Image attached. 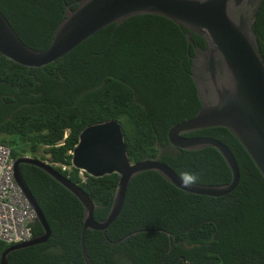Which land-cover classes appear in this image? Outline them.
I'll list each match as a JSON object with an SVG mask.
<instances>
[{"label": "trees", "instance_id": "1", "mask_svg": "<svg viewBox=\"0 0 264 264\" xmlns=\"http://www.w3.org/2000/svg\"><path fill=\"white\" fill-rule=\"evenodd\" d=\"M78 0H0V11L28 47L46 50ZM264 61V2L256 19ZM203 38L163 17L137 15L107 26L54 63L26 68L0 55V144L10 157L42 160L78 185L105 220L118 182L116 174L92 178L71 165V153L87 126L120 122L131 162L157 160L177 175L198 174L197 184L229 183L231 172L214 148L185 151L172 146L168 131L201 107L191 79L193 46ZM188 137L219 140L240 172L234 191L218 198L181 191L153 171L135 176L116 220L86 231L92 264H264V179L247 152L224 128ZM51 235L47 242L13 251L8 264H86L79 200L42 170L20 165ZM136 232L123 242L111 244ZM43 233L36 220L33 237ZM169 234V236H168ZM109 241H108V240ZM170 245L172 249L168 254ZM10 244L0 241V255Z\"/></svg>", "mask_w": 264, "mask_h": 264}, {"label": "water", "instance_id": "2", "mask_svg": "<svg viewBox=\"0 0 264 264\" xmlns=\"http://www.w3.org/2000/svg\"><path fill=\"white\" fill-rule=\"evenodd\" d=\"M264 0H78L76 7L65 5L63 19L57 25L49 47L44 51L25 45L0 11V55L26 68H41L54 63L101 29L119 27L137 15H154L170 20L179 27L204 39L206 48L193 46L191 79L201 107L194 117L182 121L168 131L169 143L181 150L199 151L214 148L231 172L229 183L196 184L182 188L181 180L170 167L157 160L131 162L122 126L115 119L85 127L71 153L73 168L92 178L116 174L118 182L105 220L95 221V205L76 184L59 174L46 162L32 157L14 160V178L36 214L43 233L30 241L7 248L0 255V264H8L11 252L47 242L51 235L37 201L25 183L20 165L42 170L71 192L84 209L81 233L82 255L92 264L84 244L86 231L106 229L119 216L132 179L147 171L159 174L175 188L193 195L218 198L234 191L239 183L238 164L227 146L207 137H188L208 128L228 130L249 155L264 179V61L255 32L258 11ZM112 242L118 244L132 235ZM169 236V234H168ZM170 237V236H169ZM172 245L166 254L170 252Z\"/></svg>", "mask_w": 264, "mask_h": 264}, {"label": "built area", "instance_id": "3", "mask_svg": "<svg viewBox=\"0 0 264 264\" xmlns=\"http://www.w3.org/2000/svg\"><path fill=\"white\" fill-rule=\"evenodd\" d=\"M36 214L14 178V160L0 144V241L15 245L33 238Z\"/></svg>", "mask_w": 264, "mask_h": 264}, {"label": "clouds", "instance_id": "4", "mask_svg": "<svg viewBox=\"0 0 264 264\" xmlns=\"http://www.w3.org/2000/svg\"><path fill=\"white\" fill-rule=\"evenodd\" d=\"M182 188H190L198 183L199 176L196 173L184 171L179 174Z\"/></svg>", "mask_w": 264, "mask_h": 264}]
</instances>
